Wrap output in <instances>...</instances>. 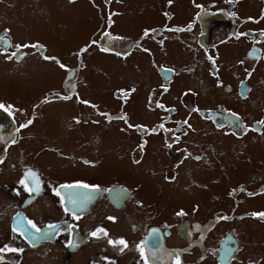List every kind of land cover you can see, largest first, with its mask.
<instances>
[{
	"label": "flooded vegetation",
	"instance_id": "1",
	"mask_svg": "<svg viewBox=\"0 0 264 264\" xmlns=\"http://www.w3.org/2000/svg\"><path fill=\"white\" fill-rule=\"evenodd\" d=\"M65 1L88 6L100 19L87 41L94 46L87 55L103 44L114 52L116 42L125 43L126 60H136L134 73L128 72L126 103L113 100L118 107L113 108L82 90L85 45L68 61L46 43L21 42L5 27L0 29V62L14 67L10 73L32 58L67 66V72L58 67L63 72L58 89H22L23 99L0 94L1 109L9 118L0 157V264H69L85 248H90L88 264H190L187 251L204 248L202 237L207 242L211 226L223 228L216 238V264H221L223 248L225 264H264L256 244L263 235L252 229L253 224L255 231L264 226V217L252 215L264 213V168L253 166L255 158L264 156V0H149L147 7H154L150 2L161 5V21L141 27L137 36L131 34L133 21L130 34L116 29V18L126 12L125 0ZM3 12L0 6V17ZM87 15L82 11V18ZM52 107L64 111L56 112L49 127L58 121L62 129L38 145L34 129ZM92 127L96 129L83 131ZM112 127L128 135L115 148L107 133ZM43 154L49 156L40 159ZM131 165L136 173L127 171ZM9 174L13 178L6 180ZM122 175L130 179L122 181ZM150 176L186 191H214L228 180L225 197L216 192L211 196L212 201L227 202L226 207L210 205L207 217H187L180 214L186 194L180 200L173 193L166 196L163 186L157 192H162V201L149 202L143 194L150 197L157 186ZM236 177L249 180L232 185ZM77 184L97 188L102 195L88 197L82 188L62 187ZM111 190L117 191L108 196ZM255 193L261 194V206L250 209ZM175 203L167 226L160 210ZM192 206L197 213L206 208L203 202ZM182 222H188L183 231ZM202 226L209 227L207 234ZM172 237L179 245L171 250L167 240Z\"/></svg>",
	"mask_w": 264,
	"mask_h": 264
},
{
	"label": "rangeland",
	"instance_id": "2",
	"mask_svg": "<svg viewBox=\"0 0 264 264\" xmlns=\"http://www.w3.org/2000/svg\"><path fill=\"white\" fill-rule=\"evenodd\" d=\"M129 1H132L130 6H128ZM0 2H3L0 4V6L4 10L0 17V29H2V27H5L6 30H8L12 34V36L16 37V39L21 42H24L26 40H36L39 43H46L49 48H51L53 53L58 54L68 61L73 59L72 56H74V58L77 57L76 55L80 53V51H78L79 49L77 48L81 44L82 46L85 45V47L82 49V90H84L86 95H88L89 97L91 96V98H93L94 100L100 101L107 106H113V108H118L115 104H113V100L120 104L126 103V86H128L129 82L128 72L131 71L132 73H134V71H132V67L134 66L136 60L132 59L127 61L125 53V43L118 42H116L114 52L110 51V46L108 44H103L101 45L100 50L87 55V53L90 52V50L94 47L93 44L87 43V41L100 22L98 15L94 12L93 9H91L90 11L88 6H80V8H78V5H66L65 0H0ZM125 2L126 5L122 7V10L126 8L125 14L116 18L118 22L116 29L118 32L130 34L128 30V24L133 21L135 22V24L134 30L131 32V34L137 36V33L139 32L141 27L153 25L157 22V20L161 21L159 19V10L161 9V5L159 3L150 2L151 4H154V7H147L149 0H125ZM182 3H186V1L182 0ZM132 7L136 8L133 13L130 12ZM144 7H147L146 11L141 12ZM81 10L87 11L88 15L82 18ZM140 13L144 16L150 15V18L142 19V15ZM107 28L108 27H105V29ZM97 45H100L98 41ZM173 48L175 50H178L179 52L181 51L179 45H174ZM58 67L64 69L67 72V66L62 67V65H59L53 61L40 62L37 59L32 58L30 61L23 65V68H21L20 71L10 73L9 70L13 69L14 67L9 64L0 62V78L3 79L1 86L4 91V93L0 92V94L12 99H23L24 94H21L22 89H33L31 91L38 92H42L48 89H58L61 82L63 81V79H61V77L63 76V72H61ZM147 67L148 70L151 71V68L149 66ZM73 71L74 69L71 70V72ZM137 77H139L138 74ZM115 92H119L118 97H116ZM143 93L144 91H142V93L138 97V107L142 106ZM251 109L252 108L250 106H247V110ZM63 111L64 110H61L58 107H52L48 111L49 114L39 120V122L37 123L38 128L34 129L35 133L39 137L37 140L38 145L39 143H41V140L47 142L48 140L52 139L50 133H52L53 130L62 129V126H60V122L58 121V124H55L52 130L49 127V123H55V116H58ZM56 112L58 113V115ZM51 116L53 117V120H50ZM92 129L96 128H83V131ZM1 132L6 136L8 129H5L4 132ZM107 133L111 136L110 138H113L112 142L110 143H112L111 145H113L114 148L115 146H118V144H120L122 140L126 142V139L128 138V135L124 134L125 132L123 133V131L115 127L108 129ZM77 135L78 134H76L74 137H76ZM214 138H216V136H214ZM38 145H36L37 149ZM153 150L154 149H152V151ZM261 153H264V146L261 148ZM48 156V154H43L40 159L47 158ZM115 161L117 160L115 159ZM120 161L122 160H119V162ZM38 162L42 163L43 161L38 160ZM253 166L257 168H264V156H262V158H255ZM127 171H134L136 173V168H133V166L131 165V168L129 170L127 169ZM9 175L11 176V178L6 180H11L13 178L11 174ZM200 178L206 180V176H200ZM129 179L130 177H126L124 175L121 176L122 181H126ZM148 180L149 182H157L156 190L154 191V194L150 195V197H147L144 194L143 196L149 202L151 200L161 202L162 192L157 195V192H159L163 186L160 177L150 176ZM248 180V178L245 179L236 177L232 185H236L244 181L247 182ZM137 182L138 181L135 180L132 184H137ZM183 182L185 181H182V183ZM188 182H190L189 178ZM229 184L230 183L227 180L221 185V187H217L214 191L202 188H194L193 191H186L182 186H163V191L166 196L171 193L175 194V196L179 200L183 194H186L187 205L182 215L187 217L198 215L201 218H205L207 217L206 213L208 211L211 213L210 205L214 207L215 205L216 207H226V205L224 204H227V202L220 201L221 203H224L220 204L218 201H212L211 196L213 192L223 194L224 196V193L227 190ZM70 188L80 189V187H67V189ZM131 190L132 189L130 188V191ZM115 191L117 190H111L108 193V196L112 195ZM84 192L91 193L93 195L96 193H98V195H102L100 190L94 192L93 187L82 188V193ZM253 196L255 199L248 201V205L251 206L250 209H257L261 206V204H257V201L260 200L261 194L255 193L253 194ZM8 198H13V195H8ZM197 202H203L205 204V207H209V209L204 208L198 213L195 212L192 209V205ZM177 206L178 204L175 203V205L171 208L160 210L162 216L165 217V219L168 221L166 223L167 226H169L174 219L173 213L177 210ZM253 223H251L250 225H252ZM187 225L188 222H182L179 228L185 229ZM221 227L222 226H211L209 232L210 236L207 242L205 237H202L204 248L201 250L191 249L190 251H187V253L191 254L187 255L185 257V260L190 261V264H216L213 258H216V256L218 255V252L216 250V238L217 235L221 233V230H223V228ZM256 227L257 225L253 224V232L255 234L263 235V238L258 239V243L256 244H258V247H261L262 253L264 254V246H262V243H264V226L258 228L260 231H255L254 229H256ZM208 229V226H202V233L207 234ZM155 241L156 243H158V238ZM167 242V248L171 250L172 247H176L179 245L178 239L174 237L168 239ZM252 249L254 250L255 246H252ZM223 252V263L221 264H225L228 260L226 258L227 251L223 250ZM89 254L90 248H85L83 253L81 251L78 254L82 256L75 258L69 264H88V258L90 256ZM66 260L67 259L65 258V261Z\"/></svg>",
	"mask_w": 264,
	"mask_h": 264
},
{
	"label": "water",
	"instance_id": "3",
	"mask_svg": "<svg viewBox=\"0 0 264 264\" xmlns=\"http://www.w3.org/2000/svg\"><path fill=\"white\" fill-rule=\"evenodd\" d=\"M8 123H9V121H8V118L5 114V112L0 108V156H1L2 150L4 148V138H5L4 133H2L1 131L4 132V130L7 129ZM87 196L91 197V196H93V194L87 193ZM182 231H183V229H182ZM151 237L154 240H157V237L155 235L151 234ZM223 250H224V248L220 251V257H219V259H221V263H223V253H224Z\"/></svg>",
	"mask_w": 264,
	"mask_h": 264
},
{
	"label": "snow or ice",
	"instance_id": "4",
	"mask_svg": "<svg viewBox=\"0 0 264 264\" xmlns=\"http://www.w3.org/2000/svg\"><path fill=\"white\" fill-rule=\"evenodd\" d=\"M147 34V33H146ZM18 48L20 46H17ZM13 55H15V53H13ZM45 59H51L49 57H44ZM63 67V66H62ZM4 107L3 105H0V108ZM261 123H264V122H261ZM62 187H80V188H89L90 186L87 185V184H77V185H65V186H62ZM93 190H98L97 188H93ZM57 195H59V191H57ZM180 214H183V213H180ZM253 216H259V217H264V213H253L252 214ZM33 227H35V225H33ZM15 231V229H14ZM37 231H39V229H37ZM98 232H103V229H98L97 230ZM105 235H107V233H104ZM93 236H96L97 235V232H94L92 233ZM119 244L121 245H125L126 247V244H125V241L123 240H120L118 241ZM10 251H17L16 249H10ZM177 264H180L179 260H177Z\"/></svg>",
	"mask_w": 264,
	"mask_h": 264
}]
</instances>
